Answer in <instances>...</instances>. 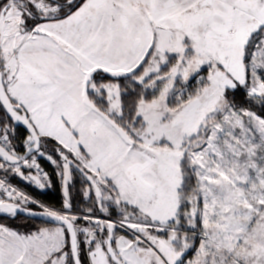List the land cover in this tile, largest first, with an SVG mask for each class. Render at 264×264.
<instances>
[{
	"label": "snow or ice",
	"instance_id": "1",
	"mask_svg": "<svg viewBox=\"0 0 264 264\" xmlns=\"http://www.w3.org/2000/svg\"><path fill=\"white\" fill-rule=\"evenodd\" d=\"M38 159L0 264H264V0H0V214Z\"/></svg>",
	"mask_w": 264,
	"mask_h": 264
},
{
	"label": "trees",
	"instance_id": "2",
	"mask_svg": "<svg viewBox=\"0 0 264 264\" xmlns=\"http://www.w3.org/2000/svg\"><path fill=\"white\" fill-rule=\"evenodd\" d=\"M39 163H40L41 168L45 169V171L47 172V174L50 177V180L52 182V188L45 191V193H40V192L35 191V190L31 193V192H29V190L25 186H23L21 183H18L17 181H15L16 179H13V180L11 179V181L13 183L17 182L16 184L18 185V187L20 189L24 190L25 192H28V194L31 195L32 197L34 196L35 199L39 203L43 204L44 206L46 205L49 208H60L62 206L63 193L61 190H59V187H58L60 179L56 175V168H54L45 159H40ZM82 187H83V185L81 183V178L79 177L78 174H76L74 176L72 186L70 187V194H71V197L73 200V204L79 210H83V209L90 206L88 201L83 197ZM100 215H103V214H100ZM0 221L3 224H7V226H9V227L17 228L19 230H20V228H18V227L36 228V227H41V226L46 225L43 222H40L37 220L33 221V220H30V219L25 218L23 216L19 217L16 220H13L12 218L8 219V218L1 217Z\"/></svg>",
	"mask_w": 264,
	"mask_h": 264
},
{
	"label": "rangeland",
	"instance_id": "3",
	"mask_svg": "<svg viewBox=\"0 0 264 264\" xmlns=\"http://www.w3.org/2000/svg\"><path fill=\"white\" fill-rule=\"evenodd\" d=\"M49 147H51V145H49ZM54 158H55V156H54ZM48 163H50L47 159H45ZM39 161H40V159H38V163H39ZM40 164V163H39ZM51 164V163H50ZM54 168H55V165H53V164H51ZM42 169V171L43 172H46L45 171V169L44 168H41ZM47 173V172H46ZM3 176V173H0V177H2ZM15 181H17V179L15 180ZM11 182V184L14 186V187H16L19 191H21V192H23L27 197H29V199L30 200H35V201H37L36 199H35V197L33 196H31V195H29L27 192H25L24 190H22V189H20L19 187H18V185L16 184L17 182L19 183V181H17L16 183H13L12 181H10ZM51 184V183H50ZM59 186V190H61L62 191V188H61V181L59 182V184H58ZM38 202V201H37ZM39 205H43V204H40L39 202L38 203H26V204H21V206H23V207H28V208H40L41 209V207L39 206ZM1 218V217H0ZM5 218V217H4ZM26 218V217H25ZM9 219V218H8ZM14 220V219H13ZM0 224H3L1 221H0ZM4 225H6L7 226V224H4ZM19 225V224H18ZM17 225V226H18ZM16 226V225H15ZM20 226V225H19ZM18 228H20V231H25L27 228H21V227H18ZM120 234H123V232H120Z\"/></svg>",
	"mask_w": 264,
	"mask_h": 264
},
{
	"label": "water",
	"instance_id": "4",
	"mask_svg": "<svg viewBox=\"0 0 264 264\" xmlns=\"http://www.w3.org/2000/svg\"><path fill=\"white\" fill-rule=\"evenodd\" d=\"M34 187H36L37 188V185H35L34 184ZM40 190H43V189H40ZM21 208L22 209H26L27 211H20V212H18V214H17V216L15 217V218H12V217H10V216H7L6 214H0V217H5V218H12V219H16L17 217H26V218H28V219H30V220H37V221H40V222H43V223H47V218H45V217H43V216H41L40 215V213L43 211H40V210H31V209H29V208H26V207H23V206H21ZM29 213H36V215L35 216H32V215H29Z\"/></svg>",
	"mask_w": 264,
	"mask_h": 264
},
{
	"label": "flooded vegetation",
	"instance_id": "5",
	"mask_svg": "<svg viewBox=\"0 0 264 264\" xmlns=\"http://www.w3.org/2000/svg\"><path fill=\"white\" fill-rule=\"evenodd\" d=\"M33 172H35V170H33ZM14 179H17V181H19V183H21L23 186H25L28 190H29V192H33L34 190L35 191H38V192H40V193H45V191H47V190H49V189H51L52 188V182H51V184H50V186H46L43 190H40V188L37 186V188L36 187H34V183H30V182H28V181H25V180H23L21 177H19V176H16ZM13 180V179H12ZM28 193V192H27ZM41 204V203H40ZM46 206V205H45ZM26 207V206H25ZM47 207V206H46ZM26 208H28V207H26ZM29 209H31V210H40V211H42L43 209L41 208H29ZM19 217H17L16 219H18ZM16 219H14V220H16Z\"/></svg>",
	"mask_w": 264,
	"mask_h": 264
}]
</instances>
